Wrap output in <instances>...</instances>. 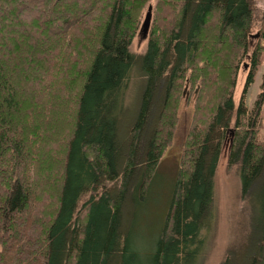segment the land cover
I'll return each mask as SVG.
<instances>
[{
    "label": "trees",
    "instance_id": "obj_1",
    "mask_svg": "<svg viewBox=\"0 0 264 264\" xmlns=\"http://www.w3.org/2000/svg\"><path fill=\"white\" fill-rule=\"evenodd\" d=\"M150 1L0 0V264H143L138 207L185 84L193 112L146 264L203 263L222 159L249 213L220 264H264V74L246 103L264 0H154L146 48L132 52Z\"/></svg>",
    "mask_w": 264,
    "mask_h": 264
},
{
    "label": "rangeland",
    "instance_id": "obj_2",
    "mask_svg": "<svg viewBox=\"0 0 264 264\" xmlns=\"http://www.w3.org/2000/svg\"><path fill=\"white\" fill-rule=\"evenodd\" d=\"M263 0H256L261 5ZM154 0L146 4L138 29L132 40L130 49L132 52H143L147 45L149 32L152 27V13ZM261 9L258 8V11ZM257 32L253 34L255 36ZM247 65L240 68V74H245ZM264 74V50L260 55V62L256 69L254 81L249 87V99L262 82L261 74ZM134 78L130 85L128 96L137 94L139 83ZM187 85L183 89V96L178 108V122L175 128L173 139L165 148L159 161L156 173L148 191V198L145 204L138 207L137 221L133 229L134 247L142 254L143 264L152 252L154 241L161 231L165 214L168 210L171 198L172 187L175 180L179 156L189 129L193 112L194 95L188 97ZM163 90V83L159 85L157 99ZM241 91V85L236 86L235 101L237 102ZM155 99V103L158 100ZM157 100V101H156ZM155 105V104H154ZM153 108L151 114L155 113ZM262 127V124H261ZM259 139H264V129H260ZM216 194V225L213 231L211 245L205 255L202 264H220L228 247L236 245L242 239L248 225V208L243 206L240 200V184L235 168L226 166L224 159L218 166L214 177Z\"/></svg>",
    "mask_w": 264,
    "mask_h": 264
},
{
    "label": "crops",
    "instance_id": "obj_3",
    "mask_svg": "<svg viewBox=\"0 0 264 264\" xmlns=\"http://www.w3.org/2000/svg\"><path fill=\"white\" fill-rule=\"evenodd\" d=\"M262 78H263V73L261 74V80H262ZM259 89H260V86L258 88V91H259ZM258 91H255L254 94L252 95V97L250 99H249V97L246 96V103H247V105H251L252 104V102H253L256 94L258 93ZM247 95H248V92H247ZM260 116H261V122H262L261 130H263L264 129V103L262 105V109H261Z\"/></svg>",
    "mask_w": 264,
    "mask_h": 264
},
{
    "label": "water",
    "instance_id": "obj_4",
    "mask_svg": "<svg viewBox=\"0 0 264 264\" xmlns=\"http://www.w3.org/2000/svg\"><path fill=\"white\" fill-rule=\"evenodd\" d=\"M258 34H256L255 36H257ZM245 67H246V65H245Z\"/></svg>",
    "mask_w": 264,
    "mask_h": 264
}]
</instances>
